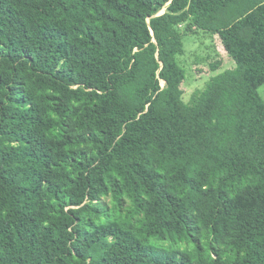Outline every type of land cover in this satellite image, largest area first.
Returning a JSON list of instances; mask_svg holds the SVG:
<instances>
[{"label": "trees", "instance_id": "trees-1", "mask_svg": "<svg viewBox=\"0 0 264 264\" xmlns=\"http://www.w3.org/2000/svg\"><path fill=\"white\" fill-rule=\"evenodd\" d=\"M262 85L264 0H0V264H264Z\"/></svg>", "mask_w": 264, "mask_h": 264}, {"label": "rangeland", "instance_id": "rangeland-1", "mask_svg": "<svg viewBox=\"0 0 264 264\" xmlns=\"http://www.w3.org/2000/svg\"><path fill=\"white\" fill-rule=\"evenodd\" d=\"M186 26L184 24L180 27L183 34L184 54L177 57V62L186 76L182 85L183 100L185 103H190L192 96L204 90L211 78L232 69L234 63L224 52L217 36L195 31L192 27L188 29ZM217 61L221 62L220 67L212 71L211 64ZM161 86L164 87L163 82ZM258 93L264 102V85L259 88Z\"/></svg>", "mask_w": 264, "mask_h": 264}]
</instances>
